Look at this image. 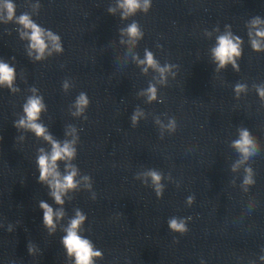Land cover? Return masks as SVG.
I'll return each mask as SVG.
<instances>
[{"label": "clouds", "instance_id": "obj_1", "mask_svg": "<svg viewBox=\"0 0 264 264\" xmlns=\"http://www.w3.org/2000/svg\"><path fill=\"white\" fill-rule=\"evenodd\" d=\"M151 6V0H144L142 11L147 13ZM4 10L6 11V20L7 22H14L15 24L21 26L24 31L20 32L21 38H27L29 41V48L31 51L28 52L29 57L32 56V53L35 52V59L41 60L45 58L46 51L48 55L52 54V51L56 53H63L64 49L61 44V37L58 34H54L53 31L45 29L38 25L30 14L22 13L19 16L16 15V5L12 0H6L3 5ZM119 7L126 10L125 15L134 14L138 9L141 8L140 0H123L119 4ZM113 9L109 8V12H112ZM260 22L259 17L253 19L254 24ZM127 33L132 38H137L142 35L139 31L137 23H132L127 28ZM257 37L264 38V32L258 31L256 33ZM49 42L51 43V51H49ZM252 48L260 52L262 51L259 40L253 39L251 41ZM240 37H233L231 33L220 35L217 37L216 46L212 49V54L214 60L218 62V69L225 67L228 63H231L233 68L239 71V65L236 63V58L241 55L240 49ZM140 64H146L148 67L154 68L160 72L161 76L167 71L168 66L160 67L157 61L153 57V53L150 51H145V59L139 61ZM147 71V68L144 69ZM16 78V69L14 66H10L8 63L0 61V85L6 86L12 92L17 91L18 89L13 86ZM68 80L63 82L62 88L64 91H67L69 88ZM246 89V85L237 83L235 85V92L239 94L241 91ZM33 93L37 92V88H31ZM258 95L264 99V85L257 86ZM148 100L149 102L157 99L156 97V88L153 85H149L147 89ZM89 98L86 93L81 92L74 104L73 107L75 111L71 114L75 117L83 116L84 119L87 117L84 115L86 109L89 106ZM46 110V104L44 103L43 96L32 95L29 96L26 102L22 106V111L24 115L18 120L14 121L13 126L17 129L25 128L30 132L34 133L36 137H42L51 145L50 151H45L40 149L41 154L37 157L38 165V182L46 184L50 190V195L57 204H63L62 195L69 190L75 189L77 187V181L75 177L77 176V168L71 163H65V171L62 174L59 170V161H70L74 159L77 155V148L74 146L79 140V136H76L77 132L76 127H71V133L74 135V139L58 141L53 139V137L48 134L46 127L38 123L40 120L41 112ZM142 113L137 110L131 116V121L133 127L137 125L138 117ZM159 123V121H157ZM170 131L176 130V121L171 119L167 125ZM233 147L241 153L246 159L249 155L256 154L255 145L253 140L250 137V133L247 129L240 130V138L233 142ZM247 172H251V169H246ZM147 177H150L153 188L157 197H161L163 193V185L161 184V173L156 170H149L146 174ZM84 181L89 182L87 187L91 189V177L85 175L82 177ZM245 184L253 183L250 176H246L244 179ZM95 194L93 199H95ZM194 197L189 196L188 202L191 204ZM39 207L43 211V224L49 229V231L55 230L54 216L56 219H60L63 216L62 211L55 212L53 208L43 200L39 202ZM86 215L77 211L76 216L72 218L65 229L66 235L62 237V244L66 249L67 255L69 257H74L75 264H94V258H101L102 252L99 250H94L93 244L91 241L79 235L80 226L86 220ZM190 219V217L188 218ZM168 227L171 231L176 233L184 234L188 231L185 222L183 219H177L175 217L168 220ZM33 248L28 247V253L31 255ZM264 259V258H262Z\"/></svg>", "mask_w": 264, "mask_h": 264}]
</instances>
